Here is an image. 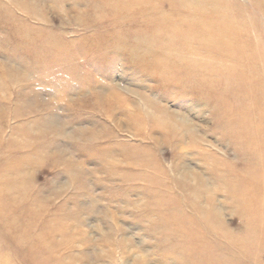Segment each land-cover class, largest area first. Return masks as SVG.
Segmentation results:
<instances>
[{
	"label": "rangeland",
	"instance_id": "rangeland-1",
	"mask_svg": "<svg viewBox=\"0 0 264 264\" xmlns=\"http://www.w3.org/2000/svg\"><path fill=\"white\" fill-rule=\"evenodd\" d=\"M0 264H264V0H0Z\"/></svg>",
	"mask_w": 264,
	"mask_h": 264
},
{
	"label": "bare ground",
	"instance_id": "bare-ground-1",
	"mask_svg": "<svg viewBox=\"0 0 264 264\" xmlns=\"http://www.w3.org/2000/svg\"><path fill=\"white\" fill-rule=\"evenodd\" d=\"M4 174V173H3ZM6 174V173H5ZM7 183H9V182H7ZM7 186H8V184H7ZM9 187V186H8Z\"/></svg>",
	"mask_w": 264,
	"mask_h": 264
}]
</instances>
